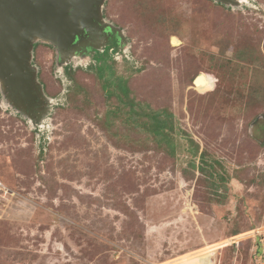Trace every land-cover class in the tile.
<instances>
[{"label": "rangeland", "instance_id": "374dc122", "mask_svg": "<svg viewBox=\"0 0 264 264\" xmlns=\"http://www.w3.org/2000/svg\"><path fill=\"white\" fill-rule=\"evenodd\" d=\"M226 5L105 1L132 59L107 66L134 102L174 116V155L105 125L117 102L99 63L74 59L62 84L56 48L34 45L37 84L60 104L42 140L0 81V264H264V0ZM186 140L215 177L189 166Z\"/></svg>", "mask_w": 264, "mask_h": 264}, {"label": "water", "instance_id": "95a60500", "mask_svg": "<svg viewBox=\"0 0 264 264\" xmlns=\"http://www.w3.org/2000/svg\"><path fill=\"white\" fill-rule=\"evenodd\" d=\"M105 1L0 0V81L4 86L17 99L31 98L36 79L31 66L34 45L41 41L54 46L63 60L77 38L100 30ZM108 27L121 36L118 28Z\"/></svg>", "mask_w": 264, "mask_h": 264}, {"label": "trees", "instance_id": "16d2710c", "mask_svg": "<svg viewBox=\"0 0 264 264\" xmlns=\"http://www.w3.org/2000/svg\"><path fill=\"white\" fill-rule=\"evenodd\" d=\"M208 1L213 2L215 5L227 6L214 0ZM96 63H99V65L95 66L94 69L97 72L96 75L99 80L102 82L104 94L109 101L115 99L117 102L116 109L109 110L106 113L103 119L105 125L108 126L119 121L122 124L132 126V128L141 127L147 133L148 138L152 136L155 142L163 145L167 152L174 155L177 149L174 138L176 130L174 116L169 114L167 110L152 111L149 106L134 102L130 97L131 91L128 82L116 76L115 71L107 66L106 59L99 58ZM186 141L189 143L188 152L191 156L189 166L205 176L215 177L214 167L207 160V156L200 153V146L193 140ZM197 160L199 165H196ZM250 233L247 232V234ZM237 236L239 234H235L234 238Z\"/></svg>", "mask_w": 264, "mask_h": 264}, {"label": "flooded vegetation", "instance_id": "af4514ba", "mask_svg": "<svg viewBox=\"0 0 264 264\" xmlns=\"http://www.w3.org/2000/svg\"><path fill=\"white\" fill-rule=\"evenodd\" d=\"M111 24L105 20L101 22L100 30L94 31L92 34L85 33L77 38L73 47L64 52L63 60H59L62 70L58 72L61 83L65 80L67 71L71 70L72 61L76 58L79 60L77 68H80L86 61L98 62L99 58L113 60L115 62H132L129 52V43L124 36V32L118 26L122 34L119 36L116 30L111 31L108 26ZM132 64V63H131ZM90 65V64H89ZM64 76V77H63ZM35 86L32 89V97L22 99H14V107L19 116L26 120V124L30 127V131L36 134L37 138L42 140V136L51 127L53 110L59 107V99H52L43 95L40 86L34 80ZM17 101H22V106L16 105Z\"/></svg>", "mask_w": 264, "mask_h": 264}, {"label": "built area", "instance_id": "2783aa9c", "mask_svg": "<svg viewBox=\"0 0 264 264\" xmlns=\"http://www.w3.org/2000/svg\"><path fill=\"white\" fill-rule=\"evenodd\" d=\"M197 264H214L213 257L211 256L209 258L199 260Z\"/></svg>", "mask_w": 264, "mask_h": 264}, {"label": "bare ground", "instance_id": "6f19581e", "mask_svg": "<svg viewBox=\"0 0 264 264\" xmlns=\"http://www.w3.org/2000/svg\"><path fill=\"white\" fill-rule=\"evenodd\" d=\"M177 43H178V41L176 40V39H174L173 40V42H172V44L173 45H177ZM213 257L214 255H212V254H207L206 256H204V257H202V258H197L195 261V263H198L199 262V260H202V259H206V258H209V257Z\"/></svg>", "mask_w": 264, "mask_h": 264}]
</instances>
